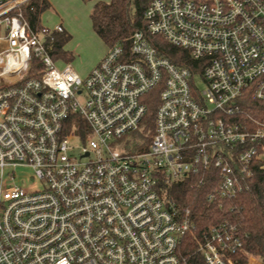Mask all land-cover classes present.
<instances>
[{
	"label": "built area",
	"instance_id": "1",
	"mask_svg": "<svg viewBox=\"0 0 264 264\" xmlns=\"http://www.w3.org/2000/svg\"><path fill=\"white\" fill-rule=\"evenodd\" d=\"M28 1L0 0V264H264L236 258L243 241L227 221L192 262L191 212L161 191L209 178V201L232 199L264 172V122L241 119L244 96L264 100V0H151L130 48H109L86 77L58 67L52 42L65 29H34ZM18 166L42 187L10 183Z\"/></svg>",
	"mask_w": 264,
	"mask_h": 264
},
{
	"label": "trees",
	"instance_id": "2",
	"mask_svg": "<svg viewBox=\"0 0 264 264\" xmlns=\"http://www.w3.org/2000/svg\"><path fill=\"white\" fill-rule=\"evenodd\" d=\"M87 1V0H85ZM151 0H110L97 1L90 13L93 29L108 48L123 45L130 48L133 33L145 29L144 11ZM49 0H29L23 11L31 26L36 30L43 28L42 14L51 7ZM71 35L66 32L55 33L54 56L73 59V53L65 49ZM154 46L160 53L179 65L192 64L189 53L170 43L161 36L151 37ZM42 66L39 59L32 61L30 76L37 66ZM157 93V92H156ZM156 96V95H155ZM158 100L150 104L147 121L152 123ZM243 113L241 119L264 122V100L244 96L242 99ZM198 177L189 178L178 183H163L161 191L166 200L180 209H189L196 228L183 241L182 252L192 262L199 257V246L213 226L229 222L236 226L243 245L236 255L245 263L250 255L264 261V172L257 171L251 180V189L232 199H215L207 197L214 191L215 184L209 178L199 183Z\"/></svg>",
	"mask_w": 264,
	"mask_h": 264
},
{
	"label": "rangeland",
	"instance_id": "3",
	"mask_svg": "<svg viewBox=\"0 0 264 264\" xmlns=\"http://www.w3.org/2000/svg\"><path fill=\"white\" fill-rule=\"evenodd\" d=\"M97 1L101 0H51L52 6L42 14V22L45 26L54 27L57 23L64 22L66 29L71 34L65 49L73 53V59L68 61L63 57L59 58L57 60L58 67L61 68L70 62L82 77H86L101 59L94 65L96 60L107 51L106 44L94 31L90 17L92 8ZM196 81L199 89L203 90L206 85L202 77L196 76ZM74 144L79 146L82 143L75 139ZM13 174L16 183L28 192L38 190L43 185L39 179L31 180L35 174L30 166H18L16 169L7 168L6 178L10 180V183L13 182L10 179Z\"/></svg>",
	"mask_w": 264,
	"mask_h": 264
},
{
	"label": "crops",
	"instance_id": "4",
	"mask_svg": "<svg viewBox=\"0 0 264 264\" xmlns=\"http://www.w3.org/2000/svg\"><path fill=\"white\" fill-rule=\"evenodd\" d=\"M49 1H50L51 5H52L51 0H49ZM41 21H42V17H41ZM61 23H62V25H63V27H64V29H65L64 32L70 34L69 31L66 29V27H65V25H64V22H61ZM61 23H57L56 25L61 24ZM42 25L45 26V25L43 24V22H42ZM56 25H55V26H56ZM55 26H54V27H55ZM47 27H49V26H47ZM70 35H71V34H70ZM108 50H109V48L107 47V51H108ZM107 51L105 52V54L107 53ZM105 54H103L100 58H98V59L96 60V62L94 63V65L99 61V59H102L103 56H104ZM90 71H91V70H90Z\"/></svg>",
	"mask_w": 264,
	"mask_h": 264
}]
</instances>
